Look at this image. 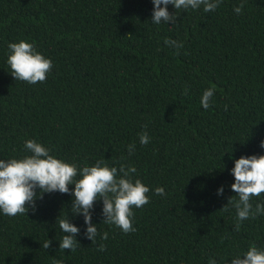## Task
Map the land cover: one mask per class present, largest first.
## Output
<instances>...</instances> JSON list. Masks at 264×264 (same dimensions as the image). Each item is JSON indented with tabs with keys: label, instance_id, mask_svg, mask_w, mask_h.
<instances>
[{
	"label": "trees",
	"instance_id": "trees-1",
	"mask_svg": "<svg viewBox=\"0 0 264 264\" xmlns=\"http://www.w3.org/2000/svg\"><path fill=\"white\" fill-rule=\"evenodd\" d=\"M153 8L152 0H0V160L31 155V139L78 168L135 167L133 181L150 188L129 234L102 223L95 202V243L69 194L46 193L26 215L0 212V264H231L250 245L264 250V216L237 232L233 204L221 210L238 201L234 162L264 155V0H222L207 13L169 4L175 25L153 24ZM166 38L183 42L179 55ZM20 40L52 61L44 82L11 75L8 45ZM251 203H264V193ZM59 215L80 229L74 252L59 249Z\"/></svg>",
	"mask_w": 264,
	"mask_h": 264
},
{
	"label": "clouds",
	"instance_id": "clouds-1",
	"mask_svg": "<svg viewBox=\"0 0 264 264\" xmlns=\"http://www.w3.org/2000/svg\"><path fill=\"white\" fill-rule=\"evenodd\" d=\"M154 8L151 22L159 25L171 21L176 24L178 15L170 14L167 6L174 5L175 10H197L203 7L204 12H214L222 0H152ZM164 5V7H161ZM244 5L241 3L234 8L237 15L242 14ZM164 44L177 50L183 48V42L166 38ZM10 55L7 64L11 69V75L15 80L35 85L44 82L51 71L53 63L35 50L32 43L20 40L18 43L8 45ZM216 89L212 86L203 92L201 106L207 110L211 104ZM187 94V93H185ZM141 145H147L150 137L147 132L139 135ZM24 147L31 155L22 159L0 160V212L9 217L26 215L31 209L36 210V200L43 199L46 193L59 192L74 197L71 203L73 216L82 215L87 226L85 236L95 243L99 235L97 225L92 223V211L94 204L102 200L103 222L115 225L124 234L135 232L133 227V208L139 209L150 202L147 195L150 188L139 179L133 181L131 174L136 168L121 164L119 168L109 167L103 160L97 161L95 166L78 168L75 164H68L50 154L51 149L46 148L36 140L25 141ZM264 148V141H261ZM135 151V144L128 146L129 155ZM235 182L231 189L237 195L238 201L233 197L221 209L228 211V205L233 204L236 209L237 223L235 231H239L241 223L248 219H256L264 216V203H257L255 208L251 203L253 197L260 198L264 193V155L241 157L234 162L231 171ZM79 175V179L77 176ZM69 185H74V191L70 192ZM39 190V191H37ZM223 187L218 189V195H223ZM155 194L164 196L163 187H157ZM27 205V207H26ZM56 223L64 233L59 243L60 250L75 251L79 245L76 240L80 229L70 223L69 218H57ZM108 238L105 232L102 240ZM51 241H45L41 246L49 249ZM98 251H105L106 246L101 244ZM53 264H62V261L54 260ZM209 264H217L215 259H210ZM231 264H264V250L258 249L254 244L241 256L237 255L231 260Z\"/></svg>",
	"mask_w": 264,
	"mask_h": 264
}]
</instances>
